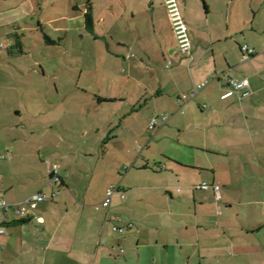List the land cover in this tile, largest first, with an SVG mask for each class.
Returning a JSON list of instances; mask_svg holds the SVG:
<instances>
[{
    "label": "rangeland",
    "instance_id": "rangeland-1",
    "mask_svg": "<svg viewBox=\"0 0 264 264\" xmlns=\"http://www.w3.org/2000/svg\"><path fill=\"white\" fill-rule=\"evenodd\" d=\"M210 2L220 15L224 5ZM91 7L97 18L93 28L85 20ZM234 9L242 28L241 42L253 37L264 43V0H238ZM151 14L149 0H0V165L19 168L21 161L34 186L49 197L48 203L50 174L54 168L61 171L73 188L70 197L79 198L98 215L104 209L95 207L106 199L110 187L120 184L127 199L121 203L115 196L112 214L123 218L117 226L125 224L126 232H115L114 225L110 229L129 241L120 259L138 262L137 226L142 232L140 264H148L151 251L145 244L165 234L170 237V256L177 263L191 257V264H264V182L245 191L234 185L229 191L233 199L217 200L213 208L210 204L209 219L200 229L201 236L208 237L204 242L209 248L199 253L193 230L185 232L192 219L180 212H191L193 204H176L184 197L177 192L182 182L170 183L168 174L183 171L176 160L206 166L221 160L207 152L217 143L203 131V120H173L164 99L150 101V94L146 95L155 85V75L167 71L163 58L152 62L138 51H131L135 55L131 57L121 45L132 38V29L140 28L141 45H147L152 58L160 55L163 33L157 35L152 22L150 26L144 22ZM11 44L10 52L4 46ZM141 58L150 71L146 65H137ZM156 115L170 119L151 128ZM199 125L202 130L195 127ZM165 183L178 195L175 202L168 200L171 196L165 187L159 188ZM149 211L167 216L141 219ZM133 218L132 231L125 221ZM184 236L191 240L182 247L178 242ZM239 238L247 242L250 254L230 253L228 245H238ZM166 253L162 252L163 260Z\"/></svg>",
    "mask_w": 264,
    "mask_h": 264
},
{
    "label": "crops",
    "instance_id": "crops-1",
    "mask_svg": "<svg viewBox=\"0 0 264 264\" xmlns=\"http://www.w3.org/2000/svg\"><path fill=\"white\" fill-rule=\"evenodd\" d=\"M218 1L220 6L224 5L226 11L224 12L223 9V12L217 16L218 10H215L210 0H180L192 39L191 55L179 54L177 39L164 0H149L152 14L147 18L144 17V22L148 26L150 21L152 22L157 35L163 33L161 53L158 57L152 58L147 45H141L138 40L141 37L140 28L137 32L132 29L130 35L132 38L121 42L123 47L129 49L131 57L135 56L131 51H138L149 56L152 62L161 61L159 57L163 58L164 64L169 59L173 60L171 67L167 68L165 65L167 71H161L157 77L153 73L155 85L145 91L146 95L150 94V101L160 102L159 100L164 99L163 103L167 106V110L172 112L173 120L178 117L188 123L203 120L201 124L205 126L203 131L217 143L214 148H208L207 152L220 158L218 165L214 163L206 166L196 161L176 160V163L184 168L183 171L168 174L172 176L170 183L182 182L178 184L180 186L177 192L179 196L184 197L176 204L186 202L193 204L191 212H180V216L192 219V226L187 224L185 232L193 230L192 234L195 235L193 240L196 241L199 253L202 248H209L204 242L208 237L201 236L200 229L209 219L210 204L213 208L217 200L225 198L226 202H229L233 199L229 191L234 185L237 189L245 191L254 190L264 182V43L261 44V41L253 37H250V42L242 43L240 40L242 28L234 9L238 0ZM161 8L164 9L165 16L162 15ZM90 11L94 18L92 7ZM135 17L133 9L132 18ZM250 29L254 33L257 32L253 27ZM245 44L254 48L255 52L250 55L245 53L242 50V45ZM144 63L142 59L137 65H146L150 71L149 64ZM133 64L132 62L131 67ZM231 77L238 80L247 79L248 86L240 91L235 90L229 84ZM205 80L209 81L208 84L196 94H192L193 88ZM226 93L228 95L223 97ZM182 95H187V98L180 99ZM169 119L170 117L168 121ZM8 125L4 124L5 127ZM195 127L202 130L200 125ZM213 128L216 130L213 131ZM2 146L0 144V147ZM8 158H13L11 152H8ZM18 166L19 168L9 163L6 166L0 165V188L3 190V196L8 201L16 202L38 191L44 192L43 188H39L40 186H34L32 177H29V169L21 164V161ZM148 167L145 165L143 168ZM59 173L63 177V182L49 183L51 192L57 193L50 199V203L44 200L34 209V216L26 219L15 217L5 224V232L0 234V264H140L142 232L141 228L134 225V218L125 223L132 231L135 226L134 233L139 235L137 236L138 262L118 257L125 253L123 245L129 241L125 235H115L110 230L111 225L115 226L119 225L118 222H123V218L117 212L112 214L116 210L113 206V198L117 196L119 202H124L127 199L126 190L120 184L115 185L117 191L112 196L110 207L101 206L99 209L95 207L96 211L102 209L104 211L101 215L94 214L87 209L88 204L81 202L75 196L70 197L69 192H73V188L66 174L61 171ZM207 180L211 185L219 184L220 191L217 192L213 186L207 189L197 188V185ZM159 188L168 190L169 186L165 183ZM174 190L175 187L173 192ZM166 192L171 196L168 200L175 202L176 199L173 198L177 194L169 190ZM58 196L60 198H57ZM36 216L42 217L43 222H39ZM155 216L162 220V216L167 214L149 211L141 219ZM122 226H124L122 232L113 230L123 234L126 232V226L125 224ZM98 227L100 231H97ZM184 237L185 240L178 242L182 247L187 246L191 240L187 236ZM169 238L165 234L145 244L151 251L147 263L191 264V257L181 263H177L174 257L171 258ZM240 240L241 238L236 240L238 245L230 242L232 244V246L228 245L232 247L230 253L234 256L250 254L251 252L246 249L247 242ZM222 248L224 247L217 245V249ZM162 252L167 254L164 255L165 260L162 258Z\"/></svg>",
    "mask_w": 264,
    "mask_h": 264
},
{
    "label": "built area",
    "instance_id": "built-area-1",
    "mask_svg": "<svg viewBox=\"0 0 264 264\" xmlns=\"http://www.w3.org/2000/svg\"><path fill=\"white\" fill-rule=\"evenodd\" d=\"M164 5L167 10L168 17L170 19V22L173 27L174 34L177 39L178 43V51L181 56L191 55L192 52V39L189 34L188 25L186 23V20L183 16L180 0H164ZM242 50L247 53L248 55L255 52V49L248 46V45H242ZM173 64V60L169 59L166 62V67L169 68ZM208 80H205L201 82L200 84H197L193 90L192 94H196L199 92L203 87H205L208 84ZM229 84L237 91L243 90L248 86V80H238L236 78H229ZM228 94H224L223 97H226ZM187 95H182L180 99H186ZM169 116L168 115H156L151 120V128H154L157 125H164L168 121ZM60 178L58 174H54L53 176H50V184H57L59 183ZM210 186H213L214 189L219 192L221 189V186L219 184H213L211 185L208 182H203L199 185H197V188L201 189H207ZM117 191V186H112L108 189V196L101 204H98L96 206L97 209H99L101 206L104 208H109L112 196ZM57 193L53 192L51 195V198L56 196ZM124 197V194H122ZM49 197H47L46 193L43 191H38L36 193H33L26 197L25 199L21 201L11 202L8 201L3 196V190L0 188V222L2 225L0 226V234L5 232L4 226L8 222H10L13 218H28L30 216L35 215L34 209L39 205L40 202L47 200ZM37 220L39 222H43L42 217L36 216ZM115 231L122 232L124 230L123 227H119L117 225L114 226ZM123 251V249H122Z\"/></svg>",
    "mask_w": 264,
    "mask_h": 264
},
{
    "label": "trees",
    "instance_id": "trees-1",
    "mask_svg": "<svg viewBox=\"0 0 264 264\" xmlns=\"http://www.w3.org/2000/svg\"><path fill=\"white\" fill-rule=\"evenodd\" d=\"M85 20H86V24L88 25V27H92L93 28V25H94V18H93V15L89 12V13H86L85 14ZM8 51H12V48H13V45H6L4 46ZM58 174L59 175V178H60V181L59 182H63V177L61 176V174L59 173V170L57 169H53L50 176H53L54 174Z\"/></svg>",
    "mask_w": 264,
    "mask_h": 264
}]
</instances>
